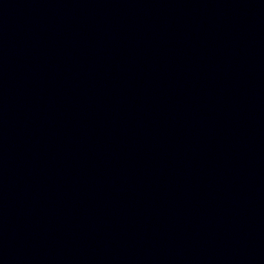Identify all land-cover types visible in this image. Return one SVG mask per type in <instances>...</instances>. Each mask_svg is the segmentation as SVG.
<instances>
[{
	"label": "water",
	"instance_id": "95a60500",
	"mask_svg": "<svg viewBox=\"0 0 264 264\" xmlns=\"http://www.w3.org/2000/svg\"><path fill=\"white\" fill-rule=\"evenodd\" d=\"M0 264H264V0H0Z\"/></svg>",
	"mask_w": 264,
	"mask_h": 264
}]
</instances>
